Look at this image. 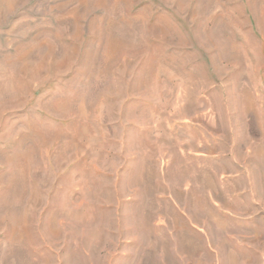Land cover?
Here are the masks:
<instances>
[{
	"label": "rangeland",
	"instance_id": "rangeland-1",
	"mask_svg": "<svg viewBox=\"0 0 264 264\" xmlns=\"http://www.w3.org/2000/svg\"><path fill=\"white\" fill-rule=\"evenodd\" d=\"M0 264H264V0H0Z\"/></svg>",
	"mask_w": 264,
	"mask_h": 264
}]
</instances>
